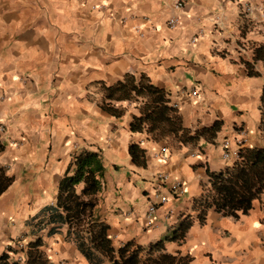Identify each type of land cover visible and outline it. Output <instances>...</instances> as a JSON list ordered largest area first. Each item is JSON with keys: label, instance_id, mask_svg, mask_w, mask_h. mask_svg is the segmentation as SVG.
Wrapping results in <instances>:
<instances>
[{"label": "crops", "instance_id": "obj_1", "mask_svg": "<svg viewBox=\"0 0 264 264\" xmlns=\"http://www.w3.org/2000/svg\"><path fill=\"white\" fill-rule=\"evenodd\" d=\"M183 1L176 9L173 0H0V138L5 142L0 165L12 178L0 195L11 190L0 205V255L7 252L24 264L28 241L39 235L50 263L88 264L65 238L66 226L48 235L53 225L38 230L37 219L32 220L55 203L72 155L83 149L108 159L96 213L109 224L113 245L134 241L148 248L182 217L196 215L193 200L207 183L206 168L221 170L236 159L222 157L221 143L227 138L234 146L237 127L248 133L243 146L264 145L258 129L263 79L248 77L240 61L250 58L253 43H264V0ZM171 16L178 17L174 27L167 25ZM220 71L230 82L226 88L217 86ZM128 72L144 73L164 88L192 132L222 120L214 141L174 139L173 146L168 138L154 141L145 132L130 131L132 116L140 113L137 101L114 102L124 109L118 118L102 110L100 82L113 84ZM246 82L258 98L253 134L245 115L226 117V106L206 104L213 91L220 100H250ZM196 85L198 99L189 95ZM131 143L145 150V166L133 164ZM162 173L169 178L158 187ZM25 178L32 198L15 208L12 185ZM175 180L185 191L173 197L169 189ZM158 192L168 200L149 226L147 206ZM15 244L21 255L12 258ZM162 254L174 256V264H185L187 257L186 264H264V192L238 218L210 209L205 222L195 220L182 241H165L153 253L159 262L147 263H166Z\"/></svg>", "mask_w": 264, "mask_h": 264}, {"label": "trees", "instance_id": "obj_2", "mask_svg": "<svg viewBox=\"0 0 264 264\" xmlns=\"http://www.w3.org/2000/svg\"><path fill=\"white\" fill-rule=\"evenodd\" d=\"M248 77H262L263 83L259 97L260 119L258 129L264 138V43H253L250 58H242ZM260 65V69L258 68ZM102 97L100 107L114 117H121L122 107L118 101L140 102V113L133 115L129 122L132 132H145L154 141L165 138L175 139L182 144L195 143L201 137L213 142L221 130L223 121L216 119L211 125L191 131L182 124V117L170 102L168 93L150 81L144 74L136 76L126 73L113 84L100 82ZM1 136V132H0ZM5 142L0 138V152ZM237 157L230 167L221 170L206 168L207 183L201 194L194 198L192 208L196 215H185L163 239L144 248L134 241H127L115 247L109 233V224L96 213L99 194L103 189L106 167L99 151L83 149L72 155L65 173L58 184L56 201L44 206L38 214L37 229L53 225L48 235L61 226H66L65 238L72 241L88 264H148L147 259L159 262L152 255L163 248L165 241H182L195 220L204 223L210 209L238 218L252 208L254 199L264 192V145L240 146ZM128 153L136 166H145V150L137 143H131ZM12 183L5 167L0 165V195ZM41 236L36 235L27 243L24 264H52L40 249ZM142 253L146 257H142ZM161 259L174 264L176 258L162 254ZM188 257L185 258V264ZM0 264H19L10 259L9 253L0 255Z\"/></svg>", "mask_w": 264, "mask_h": 264}, {"label": "rangeland", "instance_id": "obj_3", "mask_svg": "<svg viewBox=\"0 0 264 264\" xmlns=\"http://www.w3.org/2000/svg\"><path fill=\"white\" fill-rule=\"evenodd\" d=\"M223 74H224V71H220V73L216 74L215 77H217L216 79L219 80L217 86L226 88L230 82L226 81L227 78L225 80V77ZM244 85H246V87H250V90H251L250 97H251V99L256 100L255 103L251 99L250 100H244L242 102L237 101L236 103L232 102V98H228L229 101L220 100L219 96H218L219 94L213 91V92L209 93L210 100L206 101V104H208L209 101H211V105H210L211 108H214V106H218V107L226 106L229 109V113L227 114L226 117H228L230 114L238 115V116L239 115H245L248 122L250 123V125H248L249 133L253 134L252 128H255V120L256 119H255L254 114L258 111L257 110L258 98H254L255 95L252 92V86L253 85H251L247 82L244 83ZM247 96L249 97V95H247ZM215 97L217 99H214ZM213 99H214V101H213ZM238 130L239 129L236 128L237 132H238ZM247 136H248V133H247ZM167 141L170 145H173V146L176 145L174 139H172V138H168ZM104 162L107 165L108 159L104 158ZM31 186L32 185H30L29 180L26 178L24 179V181L14 182V184L12 185L13 193L11 194L12 195L11 206H13L15 208L16 207L21 208L23 205H26V202L30 201L32 198V194L30 192ZM10 192H11V190L9 191L8 194L4 193L2 195V197L0 199V205H4V202L6 200L5 196L10 195ZM13 246H14V249L18 252L13 253L14 255H12V258L20 256L21 255L20 254V252H21L20 248L16 247V246H18V244L17 245L15 244ZM10 256H11V254H10ZM64 264H77V263L73 261V263L66 262Z\"/></svg>", "mask_w": 264, "mask_h": 264}, {"label": "built area", "instance_id": "obj_4", "mask_svg": "<svg viewBox=\"0 0 264 264\" xmlns=\"http://www.w3.org/2000/svg\"><path fill=\"white\" fill-rule=\"evenodd\" d=\"M174 7L176 9H181L184 6V1L183 0H173ZM178 24V17L177 16H171L170 18L167 19V25L169 27H174ZM200 91L201 88L199 86H194L190 91L189 95L198 99L200 98ZM173 106L177 107L176 103H172ZM238 132L237 136H235L233 142L234 146H232V142L225 138L221 145H222V157L225 160H229L230 157L236 156L237 157V151L239 146L243 145L244 143L247 142L248 136H247V130L244 129L243 127H237ZM166 149H164V152ZM169 176L167 174H160L156 178V185L158 187H163L165 182L168 180ZM185 187L184 184L181 180H175L171 183L170 189H169V194L173 197L180 196L184 193ZM168 200V195L161 194L160 192L155 194V197L153 200H150L147 206L146 210V220L148 221V225H152L154 223L156 211L159 208L160 205L165 203Z\"/></svg>", "mask_w": 264, "mask_h": 264}]
</instances>
